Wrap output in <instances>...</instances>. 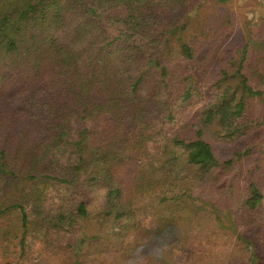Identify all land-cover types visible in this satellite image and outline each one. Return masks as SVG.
<instances>
[{"label": "trees", "instance_id": "obj_1", "mask_svg": "<svg viewBox=\"0 0 264 264\" xmlns=\"http://www.w3.org/2000/svg\"><path fill=\"white\" fill-rule=\"evenodd\" d=\"M150 4L0 0V221L15 222L0 239L17 240L19 255L33 225L39 241L80 230L65 243L78 256L96 237L83 229L93 186L104 191L99 221L114 227L119 248L149 255L168 247L183 218L157 209L179 203L193 215L201 209L191 201L195 181L219 182L218 170L234 161L217 157L203 128L215 122L227 137L244 135L248 99L264 107V57L250 67L263 82L256 86L244 72L246 42L233 72L221 71V81L235 79L233 90L226 85L204 106L193 134L172 131L177 102L190 98L195 51L186 24H149ZM174 52L189 63L182 87L166 61ZM248 189L244 203L254 209L263 196L253 182ZM145 213L143 227L136 219Z\"/></svg>", "mask_w": 264, "mask_h": 264}, {"label": "rangeland", "instance_id": "obj_2", "mask_svg": "<svg viewBox=\"0 0 264 264\" xmlns=\"http://www.w3.org/2000/svg\"><path fill=\"white\" fill-rule=\"evenodd\" d=\"M151 2V8L147 9L153 16L149 24H186L183 38L195 51V58L190 62L194 80L190 98L182 104L177 102L183 110L177 108L171 125L172 131L185 136L193 134L200 124L204 106L226 85L230 91L233 90L235 79L221 81V71L233 72L246 42L249 43V53L244 72L252 76L253 85L263 83L258 82L250 67H255L264 57V0ZM166 61L170 66L171 81L182 87V72L189 68V63L179 60L175 52ZM243 124L246 128H243L245 134L241 136H225L215 122L203 128V138L211 144L217 157L221 160L233 158L234 161L231 166L218 170L219 182L211 175L195 181L191 201L194 207L201 209L193 215L184 214L182 210L188 211V208L179 203L171 205L168 210L163 207L157 209L183 218L168 247L151 250L149 255L139 250L128 255L125 246L119 248L113 239L116 235L114 227L110 231L107 229L109 224L102 225L99 221L104 191L93 186L85 193L90 213L83 229L88 236L94 234L96 237L81 246L78 256L65 243L73 244L75 238H79L80 230L71 235L52 232L48 237L51 239L46 237L39 241L37 227L32 225L23 255H19L17 240H9L7 235H3L0 239V264H264V107L256 97L248 99ZM236 153L241 156L235 159ZM250 182L257 185L263 196L254 209L244 203ZM50 195L58 198L55 191ZM136 220L140 226L146 227L150 224V215H138ZM11 223L15 222L8 216L0 221V234L5 228H10ZM155 254H160V257L154 258Z\"/></svg>", "mask_w": 264, "mask_h": 264}]
</instances>
